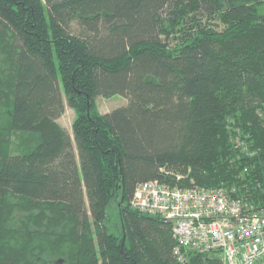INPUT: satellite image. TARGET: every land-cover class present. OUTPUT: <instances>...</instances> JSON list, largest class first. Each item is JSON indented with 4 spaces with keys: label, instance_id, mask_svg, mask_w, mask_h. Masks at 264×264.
Here are the masks:
<instances>
[{
    "label": "trees",
    "instance_id": "obj_1",
    "mask_svg": "<svg viewBox=\"0 0 264 264\" xmlns=\"http://www.w3.org/2000/svg\"><path fill=\"white\" fill-rule=\"evenodd\" d=\"M149 179L264 204V0H0V264H221L131 204Z\"/></svg>",
    "mask_w": 264,
    "mask_h": 264
},
{
    "label": "built area",
    "instance_id": "obj_2",
    "mask_svg": "<svg viewBox=\"0 0 264 264\" xmlns=\"http://www.w3.org/2000/svg\"><path fill=\"white\" fill-rule=\"evenodd\" d=\"M237 191L234 185L180 186L149 179L137 184L131 204L172 223L178 240L174 252L182 262L193 250L215 252L221 264H264V204Z\"/></svg>",
    "mask_w": 264,
    "mask_h": 264
},
{
    "label": "rangeland",
    "instance_id": "obj_3",
    "mask_svg": "<svg viewBox=\"0 0 264 264\" xmlns=\"http://www.w3.org/2000/svg\"><path fill=\"white\" fill-rule=\"evenodd\" d=\"M77 25V23H75ZM97 105L101 112H107L121 105L128 103V98L122 94H115L110 97H105L103 95L97 96ZM75 118V110L66 103L64 112L58 117V121L70 132L73 136L72 123ZM31 138L28 134L23 132H16L12 135V145L13 149L21 150L23 147H26L27 144L31 142ZM115 218H113L114 220Z\"/></svg>",
    "mask_w": 264,
    "mask_h": 264
}]
</instances>
